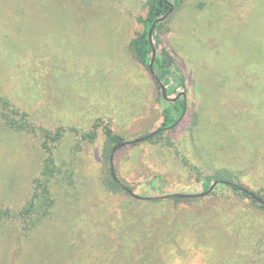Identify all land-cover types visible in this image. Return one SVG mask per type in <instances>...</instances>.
<instances>
[{"label": "rangeland", "instance_id": "1", "mask_svg": "<svg viewBox=\"0 0 264 264\" xmlns=\"http://www.w3.org/2000/svg\"><path fill=\"white\" fill-rule=\"evenodd\" d=\"M146 2L0 0V98L37 133L0 118V207L11 212L0 218V264H119L131 219L158 241L159 264H264V209L218 184L200 201L170 200L202 194L214 175L264 199V0L173 7L156 34L184 78L185 110L135 144L167 107L129 47ZM97 121L127 142L112 159L103 128L82 139ZM41 129L61 132L56 172L48 197L19 217L47 156Z\"/></svg>", "mask_w": 264, "mask_h": 264}, {"label": "trees", "instance_id": "2", "mask_svg": "<svg viewBox=\"0 0 264 264\" xmlns=\"http://www.w3.org/2000/svg\"><path fill=\"white\" fill-rule=\"evenodd\" d=\"M169 3L173 5L174 8L180 7L183 5L186 0H167ZM196 6L200 9L204 8V0H195ZM169 10V5L164 0H147L146 2V13L144 17H138L137 20L141 24L142 30L138 33L129 44L130 50L134 55L135 59L148 70V66L151 60L152 50L151 45L148 38V31L152 25V23L159 17L165 15ZM173 12V11H172ZM162 23L156 25L153 35V43L156 49V58L154 61L153 71L156 76V79L163 83L166 87L167 95L173 96L177 94V89L184 85L183 76L174 70V60L172 56L168 53V51L164 48H159V38L156 34V31L161 27ZM154 78V77H153ZM154 79L156 87L160 90L159 85ZM161 97V95H160ZM167 107L163 110V123L160 128L156 132L147 134L142 136L140 139L142 141H150L153 142L159 132L172 128L177 120L183 115L185 110V101L182 98H179L174 103H166ZM0 105L2 109H0V118L5 127L11 130H22L26 131L30 134L36 135V129L34 126L30 125L27 122V115L23 112H19L14 109L12 104L5 98H0ZM28 126L26 125V123ZM99 128H103L104 135L109 143L112 145L111 154L109 158L112 159L114 155L124 146H126L127 142L125 141L122 135L116 134L113 132L109 125H102L99 121L94 123L91 127V130L82 135V139L87 142H93L97 137V131ZM38 130V129H37ZM61 136L60 130H56L55 132H50L46 129H41V137H42V148L46 153V158L44 159L43 168L40 173V178L35 180V186L33 187L32 195L28 201V203L17 212L19 217H29L31 216L35 210L38 201L45 200L48 197V182L51 177L54 176L55 170V157L51 148V144L59 139ZM138 140V139H137ZM136 144V143H135ZM110 179L112 181V186H115L120 189H125L126 186L121 184L118 179L115 178L114 173L115 169L110 168ZM160 180L159 178H154L151 181L152 186ZM217 181L219 187L228 188L231 190L232 194L239 199L248 200L251 203L258 205L259 208L264 209V206L261 205L255 197H259L257 194L248 191L245 188H242L238 185H235L228 181L224 176H208L204 178L202 183V191L206 192L210 185ZM128 192L130 191L127 188ZM203 197L195 196L191 197V199H186L181 196H171L170 200H173L175 203L180 202H195L202 200ZM261 198V197H259ZM263 199V198H261ZM161 201V200H160ZM264 201V199H263ZM156 202H159L156 200ZM160 203V202H159ZM11 215L9 209H1L0 207V218H4L6 216ZM131 229L128 225V221H126L125 226H128L129 229L126 230V233H123L120 238H122V243L125 242V253H121L116 256L117 263L119 264H159V255H158V241H151L145 235L144 225L135 219H131ZM142 227V228H141ZM120 240V239H119ZM118 258V259H117ZM123 258V259H121ZM125 262V263H124Z\"/></svg>", "mask_w": 264, "mask_h": 264}, {"label": "water", "instance_id": "3", "mask_svg": "<svg viewBox=\"0 0 264 264\" xmlns=\"http://www.w3.org/2000/svg\"><path fill=\"white\" fill-rule=\"evenodd\" d=\"M168 5H169V10L167 11V13L159 18H157L151 25L149 31H148V38H149V42H150V45H151V50H152V55H151V60H150V63H149V66H148V69H149V73L152 77H154V79H156V76L154 74V71H153V66H154V61H155V58H156V49L154 47V43H153V35H154V30H155V27L157 24L159 23H162L164 22L172 13L173 11V5L171 3H169L167 0H164ZM158 85H159V88H160V95H161V98L168 102V103H174L176 102L179 98H182L184 101H185V93L183 92H179L177 93L174 97H169L167 95V90H166V87L163 85V83H161L160 81H158L156 79ZM142 140L141 139H138V140H135L133 141L132 143H139L141 142ZM217 181L213 182L209 189L202 193V194H199L198 196L199 197H203V196H207L209 193H211V191L215 188V186L217 185ZM177 196H180V195H177ZM138 198V197H136ZM161 199H166L167 196H163V197H160ZM255 199L261 204L264 206V201L263 199L259 198V197H255Z\"/></svg>", "mask_w": 264, "mask_h": 264}]
</instances>
